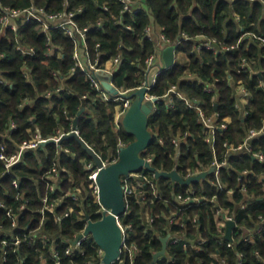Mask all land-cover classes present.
<instances>
[{
	"label": "trees",
	"instance_id": "1",
	"mask_svg": "<svg viewBox=\"0 0 264 264\" xmlns=\"http://www.w3.org/2000/svg\"><path fill=\"white\" fill-rule=\"evenodd\" d=\"M66 1L69 10H82L76 21L90 29L88 45L92 56L98 55L96 46L100 44L102 63L121 57L114 78L121 88L139 87L146 78L147 58L159 50L156 41L147 36V27L163 28L174 43L187 34L190 40L181 49L184 60L163 72L151 93L162 97L176 86L190 102L200 104L207 116L219 114L220 122L231 119L226 131H216L213 147L206 140L208 130L198 110L178 96L174 107L159 102L149 123L153 143L143 154L153 159L157 170L171 172L178 167L187 176L189 171L211 168L215 157L226 164L219 178L211 174L192 186L155 179L162 198L150 188L152 226L145 224L144 207L133 196L128 214L121 221L134 226L135 236L129 243L138 246L140 252L134 257L124 252L115 264H151L163 248L161 238L169 235L183 239L172 245L157 264H168L169 259L175 264H219L222 260L227 264H264V162L253 153L230 156L226 146L239 147L252 131L264 129L263 44L246 39L229 53L202 50L192 54L202 35L230 45L236 44L243 33L264 38V0H131V10L127 12L124 0H0V17L6 7L25 9L35 5L56 13L64 10ZM138 8L140 11L136 12ZM18 23V32L8 30L0 38V77L5 80L0 83V144L8 146V154H12L33 133L45 139L60 132L69 133L84 110L78 120L80 137L104 161L118 159L122 146L129 145L134 137L123 124L116 128L115 104L101 101L86 74L77 70L71 75L75 65L73 40L60 31L52 30L47 36L36 24ZM18 43L35 48L36 54L18 51ZM49 43L62 50V58L47 57ZM243 60L249 62L246 68ZM214 84L215 92L207 93L206 87ZM238 84L250 93L245 105L235 93ZM12 122L17 128L10 132ZM178 136L182 143L176 148L173 140ZM252 146L255 153L264 154V135L255 138ZM92 161L75 138L65 140L61 146L51 143L28 151L24 164L15 166L11 173L0 161V203L5 205L0 207V264H56L55 251L59 253V264H101L100 248L92 237L68 253L75 235L85 229L81 212L93 220L102 217L85 168V163ZM54 166L60 172L67 170L61 173V181L48 177ZM77 188L82 191L79 201L68 196ZM189 188L206 198L201 205L184 209L174 196L185 197ZM46 197L48 206L57 201L60 204L46 210ZM24 205L26 208L22 209ZM70 208L73 213L62 220ZM219 210L228 211L236 221L232 247H228L216 224L215 213ZM8 211H12V216ZM174 213H179L182 220L170 225ZM42 233L49 236L46 244L35 237ZM14 235L23 240L17 249L3 244ZM184 243L196 247L186 249Z\"/></svg>",
	"mask_w": 264,
	"mask_h": 264
},
{
	"label": "built area",
	"instance_id": "2",
	"mask_svg": "<svg viewBox=\"0 0 264 264\" xmlns=\"http://www.w3.org/2000/svg\"><path fill=\"white\" fill-rule=\"evenodd\" d=\"M124 1L126 2L124 11L125 12L130 11L131 4H132L131 0H124ZM64 6L65 8L63 11L56 12V13L47 12L46 9L38 8L35 5L30 8H25V9H12V8L6 7L4 8L3 12L1 13V17H0V25H1L0 38L5 36L8 30H13L15 32H18L19 29L21 28L20 23L18 22H22L23 24H36L37 25L36 28L39 29L42 33L46 34L47 36L51 34L52 30L63 32L65 36L73 40L74 47H75L74 54H73L75 65H74L71 75H73L77 70H81L84 74H86L87 79L90 81L92 88L99 94L101 101L107 104H110V103L115 104V113H114L113 118H114V122H115L117 129L121 128L123 118L126 112L129 110V108L132 105L133 99H130L128 96L132 92L140 88L148 87L146 101H155V100L157 101L155 111L160 101H164L169 106L174 107V98L176 96L185 100L188 106L198 110L201 116V120L203 124L205 125L206 129L208 130V137L206 140L209 143H211L212 146L214 147L216 131L219 129L226 131L229 127V123L231 120L230 118H224L220 122L221 117L219 114L207 116L205 113V110L200 104H197V103L195 104V103L190 102L185 96L179 93L176 86L171 87L170 90L162 97L153 95L151 93L152 89L157 83V79L159 78V76L163 72L171 70L173 67H175L176 63L181 60V58L179 57V53L181 49L184 48V44L190 40V37L187 34H183L182 39L174 43L171 39L166 37V35L164 34L163 28L155 29L153 26L147 27L146 29L147 36L156 41L159 50L157 51V53L147 58L145 62L146 63V71H145L146 78L145 80L141 82V85L137 88L125 89V88L118 87L114 81L117 68L120 65L121 60H122L121 57L120 56L114 57L102 63L101 53L99 50L101 46L100 44H98L96 47L99 53L94 58L91 54L90 47L88 45V33L90 32V29L81 27L76 21L78 12L82 10L81 9L74 10V11L69 10L70 8H69V4L67 1L64 4ZM105 9L108 10V8H105ZM135 11L139 12L140 9L138 8ZM99 25H101V22L99 23ZM197 39L199 40V43L192 50V54L197 51L199 52L202 50L213 51L217 54L229 53L235 50L236 48H238L240 46V43L246 39L259 40L262 42L263 44L262 46L264 47V38L259 37L253 33L241 34V37L239 38L237 43L232 44V45L226 42H218L216 39H210V38L207 39L204 35L199 36ZM47 46H48V50L46 53L47 57L49 58H53V57L62 58L63 57V53L60 48L53 46L50 43ZM170 46H175L177 48L176 59L172 67H166L164 63V59H163V52L166 48ZM17 50L21 51L25 55L34 56L36 54L35 48L26 47L22 45L21 43H18ZM248 65H249V62L247 60H243V65H242L243 68H246V66ZM156 66L160 67V71L157 73L155 77L153 86H148V80H147L148 73L151 71L152 68ZM102 73H105L109 77H111L107 85L103 84L99 77L100 74ZM55 75L57 76V73H55ZM4 82L5 80L0 77V83L4 84ZM232 85H236V84L233 83ZM214 86L215 84L207 86L205 89L206 92L209 94L214 93L215 92ZM61 89L62 88L60 87L56 91L60 92ZM235 93L238 97H240L239 101L241 102L242 105L247 104L251 98L250 93L247 91V89L242 84L237 85ZM75 120H74V126L72 127L71 132L69 133L60 132L58 136L52 137L50 139H45L41 137L38 133H33L31 134L30 139L24 141L21 145H19L16 152L12 154H8L9 152L8 146L0 144V161H3L5 163L7 171L11 173L12 169L15 166L24 164V155L28 151L30 150L36 151L44 147L42 146V143L47 142L49 140H55L56 141L55 144H57L58 146H61L59 142L61 141L63 136L70 135L73 132H76L77 134L80 135L78 127H75ZM16 128H17L16 123L12 122L10 125V130H11L10 132H13ZM262 135H264V129L260 131H252L250 135L248 136V138H246L244 143L240 145L239 147H234L232 145L226 144V146L228 147L227 154L232 156L238 153H253L256 159H258L260 162H264V154L255 153L254 148L252 146L253 140ZM6 136H8V132ZM173 143L176 146V148H179L182 143L181 136L174 138ZM122 147H125V145H123ZM65 151L69 152L68 150H65ZM118 159H113L112 161L111 160L104 161L103 159L102 160L104 164L108 166L110 164L117 162ZM145 159L153 164V159L149 157H145ZM225 164L226 162H220L218 158L215 157V162L213 166L203 171H199V170L189 171L187 176H183L179 172L178 167L175 170H177L184 177V179H188V178L197 176L201 174L202 172L209 171L214 167L215 171L212 174L215 175L217 178H219L220 172L222 168L225 166ZM85 168L87 172L90 174L89 179L91 183L89 187L92 191V195L94 197L95 202H97L100 206V210L98 211V213L102 214V212L104 211V208L102 207L101 202H100V189L97 183V175L99 173V169L95 166L94 161L90 163H85ZM62 172H67V170L63 168L62 171L60 172L58 167L54 166V168L50 171L48 177L52 178L55 181H61L60 176ZM155 179H158L156 177V173L147 171L145 169H143L142 171L138 173H131L129 176H124L122 178L123 186L125 189V198L127 202V211H126V214H124V216L128 214V210L130 208V202H131L132 197L137 196L142 206L144 207V220H145V224H148V227L152 226V224L154 223V218L151 217V206H152L153 201L149 200L150 188L154 189L153 193L156 197L162 198L160 190H158L157 185L154 183ZM14 184L16 186L19 185L17 180L14 181ZM188 186H192V184ZM220 188L223 189L222 186H220ZM75 190H76V193H70L68 194V196L72 197L76 201H79L80 194L82 191L80 188H77ZM205 198L206 197H203V196H197L196 191L193 188L187 189L185 197L182 195H178L177 197L174 196L175 202L179 206H182L184 209H188V207H191V205H197V206L201 205L204 202ZM43 201L46 204V210H49V209L52 210L55 207V204L57 205L60 204V201H57L56 203L54 202L52 205L48 206L47 197L44 198ZM0 207H5V205L3 203H0ZM25 208H26L25 205L22 206V209H25ZM73 211L74 209L70 208V210L63 216L62 220L70 217ZM8 215L12 216V211H8ZM81 215L85 217L84 219L85 229L81 233L75 235L74 240L71 241L72 246L71 248H69L68 253L74 252L76 249L81 248L82 243L88 238L92 237L91 235L90 236L84 235L85 230L88 226V221H86L87 215L85 214V211L81 212ZM181 220L182 219L180 218L179 213H174L172 217L170 218L169 222H170V225H175V224H179ZM215 221H216V224L219 230L223 232L224 239L228 241L227 243L228 247H232L234 239L228 240L226 238V233H227L228 222H231V221L236 222L234 217L231 216L228 211L219 210V211H216L215 213ZM119 223L122 226V230H123L122 254L124 252H128L132 257H134L135 255H138L140 252L138 246H136L135 244L130 245L129 243L130 241L133 240L135 236L134 226L131 224L127 225L123 223V221H121V218L119 219ZM194 223L195 224L197 223V218L194 219ZM14 225L15 226L18 225V221L16 219L14 220ZM234 230H233V233H234ZM80 236H83V237L80 238ZM169 236L170 238L168 242L167 252L171 248L172 245L178 244L183 239V237H179L175 235H169ZM35 237L41 238L42 242H44L45 244L49 240V236L46 233H42L40 234V236L36 235ZM232 237H233V234H232ZM247 239L249 240L250 237H248ZM22 241L23 240L18 235L17 236L14 235V236H11L9 239H5L3 241V244L5 246H10V248L17 249L22 244ZM201 242L205 243L206 240H202ZM183 246L186 249H189L190 247H193V248L196 247V246H193L187 243H184ZM99 252H100L101 259H102L104 251L100 248ZM163 256L160 257L159 261L162 259ZM54 257L57 258L56 264H59V253L55 251ZM168 264H175V260L169 259ZM219 264H227V262L225 260H222Z\"/></svg>",
	"mask_w": 264,
	"mask_h": 264
},
{
	"label": "water",
	"instance_id": "3",
	"mask_svg": "<svg viewBox=\"0 0 264 264\" xmlns=\"http://www.w3.org/2000/svg\"><path fill=\"white\" fill-rule=\"evenodd\" d=\"M175 46L166 48L163 52V59L166 67H172L176 59ZM160 71V67L156 66L148 73V86H153L155 77ZM148 87L140 88L132 92L128 97L133 99L132 105L126 112L123 118V127L125 131L134 137V141L129 145L122 147L119 151V159L117 162L106 166L102 158L84 141L76 132L62 137L59 144L65 140L75 138L82 148L93 159L95 166L99 169L97 175V183L100 189V202L104 211L99 220H93L91 216L86 217L88 226L84 235L92 236L96 244L104 251L101 259V264H115L120 261L123 251V230L119 223V219L126 214L127 202L125 198V189L122 178L129 176L131 173H138L143 169L156 173L158 179L165 178L172 180L175 183L188 186L194 183L201 182L214 173L213 167L209 171L184 179L177 171L171 172L159 171L154 165L145 159L143 154L153 143L154 136L149 129L150 117L155 111L156 100L146 101ZM82 110L75 120V127H78L79 117L82 115ZM56 143L55 140H49L42 143V146ZM236 227V222L231 221L227 224L226 238L232 240L233 230ZM83 236H80L82 238ZM170 236L162 238L163 248L160 252L154 255L151 264H157L160 257L165 255L168 248Z\"/></svg>",
	"mask_w": 264,
	"mask_h": 264
},
{
	"label": "crops",
	"instance_id": "4",
	"mask_svg": "<svg viewBox=\"0 0 264 264\" xmlns=\"http://www.w3.org/2000/svg\"><path fill=\"white\" fill-rule=\"evenodd\" d=\"M156 29H157V28H156ZM99 77H100L102 83L105 84V85L108 84V82L110 81V78H111V77H109V76H108L107 74H105V73L100 74Z\"/></svg>",
	"mask_w": 264,
	"mask_h": 264
},
{
	"label": "rangeland",
	"instance_id": "5",
	"mask_svg": "<svg viewBox=\"0 0 264 264\" xmlns=\"http://www.w3.org/2000/svg\"><path fill=\"white\" fill-rule=\"evenodd\" d=\"M179 57L182 59V60H184V58H185V53H184V51H180V53H179Z\"/></svg>",
	"mask_w": 264,
	"mask_h": 264
}]
</instances>
